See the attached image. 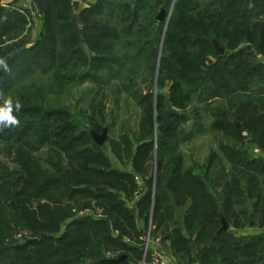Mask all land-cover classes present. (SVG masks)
<instances>
[{"label":"trees","instance_id":"1","mask_svg":"<svg viewBox=\"0 0 264 264\" xmlns=\"http://www.w3.org/2000/svg\"><path fill=\"white\" fill-rule=\"evenodd\" d=\"M33 2L43 28L31 41L21 37L23 18L0 0V60L7 65H0V106L13 105L18 120L0 126V264H99L107 251H114L110 258L127 256L116 264H151L137 217L151 219L150 240L176 264H264V235L235 242L230 231L250 222L264 228V164L229 144H221L220 154L212 150L204 165H188L179 150L207 128L234 141L247 131L264 152V0H99L77 14L70 0ZM170 8L166 26L165 19L156 24L159 10ZM142 71L169 87L166 96L178 111L164 133L156 131L155 153L153 101L134 80ZM85 75L97 92L114 80L117 93L143 107L142 135L134 137L135 152L129 146V160L143 174L155 159V172L134 207L123 198L136 191L135 174L111 167L91 129L78 128L68 110L46 107L48 96ZM191 104L197 107L186 118ZM89 126L101 130L92 116ZM44 145L51 152L42 158ZM112 150L116 155L117 145ZM199 167L202 175L194 171ZM91 202L104 217L73 211ZM221 217L226 231H219Z\"/></svg>","mask_w":264,"mask_h":264},{"label":"rangeland","instance_id":"2","mask_svg":"<svg viewBox=\"0 0 264 264\" xmlns=\"http://www.w3.org/2000/svg\"><path fill=\"white\" fill-rule=\"evenodd\" d=\"M98 1L99 0H83L79 3H72L71 1V11L74 14L80 13L84 6ZM33 4V0H1V7L4 10L14 12L17 17L20 16L23 18L24 23L20 25V28H23L21 37L27 36L31 41H34L35 37L43 28V15L38 16V9L31 11L30 7L33 6ZM32 43L34 44L35 42ZM220 45L223 46V44ZM259 58L260 61H264V58ZM144 76H147L148 79L145 83H141L140 81ZM34 77L39 84H46V77L41 76V74H37ZM134 80L137 81V89L141 94L147 92L145 89L146 85L150 84L151 86V89L148 93H150L151 99L153 101L150 117L153 123L152 141L155 153L156 138L154 136L157 137V132L155 131V129L156 126H158L162 121L160 114L165 110V99L168 93V91H165L164 88L168 86H158L156 78H154L152 74H148L144 71L138 72L135 75ZM94 82V80L86 75L80 79L79 77H77L75 83L71 84L62 94L57 96H48L46 107H56L68 110L73 120L79 123L78 128L85 127L92 130L93 128H90L89 126L90 116H92V118L101 126V130L102 128L107 129V139L99 147L104 156L108 158L110 166L119 171L133 172L134 169L131 161L129 160L131 153V151H129V146L132 147V153L135 152L137 141L134 137L137 136L140 138L142 135V132L139 129V125L141 117L143 116V107L142 105L135 103L128 94L117 93L114 87V80L110 81L109 83L100 85L101 90L99 92H97L98 86ZM184 89L187 90V87H185ZM196 107L197 105L191 104L186 109V118L193 117L192 110ZM203 122L206 125L209 123L205 116L203 118ZM186 123L188 125H191L192 119L187 120ZM180 128L184 131H187L190 127L186 126L184 123H181ZM101 130L98 133H101ZM240 135L242 136L241 140L234 141L221 132L210 133L207 128H205L204 131L196 135L194 139L181 144L179 150L183 153V156L188 165H192L194 163L204 165L206 164V158L212 150L220 154L221 144H229L231 147L238 150V155H241V152L245 151V158L257 160L258 164H264V152H261L258 147L250 141V133L245 131ZM114 145H117L118 149L116 155L112 150ZM93 148L95 149L96 147ZM50 152V147L44 145V148L41 149V151H39L37 154L41 155L42 158H45ZM154 156L155 155H153V157ZM221 159L225 167V171L226 168L230 169L231 163L228 161V159L225 157H221ZM65 160L66 159H64V162ZM219 165V158H217V160L214 161L213 168L217 169L219 168ZM194 171L202 175L203 168H195ZM154 172L155 159L153 161L151 160L150 163L146 165L143 174L133 172L135 174L137 189L134 193L128 194L126 198H123V202L126 205H128L129 207H134L137 199L142 197V194L148 190V187L145 184V178H149L152 173L154 174ZM94 186L95 185H93L92 187L94 188ZM89 208L91 210V212H89L90 215H88L89 217L93 218L94 216L98 218L101 216L102 218L105 216L104 213H102L103 215L96 216L101 212V209L95 206L93 202H91V207ZM136 219L137 220L135 222L137 224V227L139 228V230H142L144 244L147 245V247L152 251L156 250L166 256H169L170 254L166 252L167 250H165L163 245H161L160 243L154 245V242L150 240L151 219H149V222H145L142 218L139 217H137ZM243 229L244 230H237L234 227L230 228V231L235 235L233 238L235 242H237V236L241 234V231L246 234L264 232V228ZM165 244L167 245V243ZM113 252L114 251H107L105 257H114ZM183 263L187 264L185 260Z\"/></svg>","mask_w":264,"mask_h":264},{"label":"water","instance_id":"3","mask_svg":"<svg viewBox=\"0 0 264 264\" xmlns=\"http://www.w3.org/2000/svg\"><path fill=\"white\" fill-rule=\"evenodd\" d=\"M170 12H171V8L169 10H165V9L159 10L158 14L155 16L154 22L156 24H160L165 19V26H166ZM213 44H214L215 52L217 54H219V55L224 54L225 48L222 45H220L217 40H213ZM147 79H148L147 76H144L140 82L145 83L147 81ZM145 89L147 92H149L151 89L150 84L146 85ZM164 90L168 91L169 87H165ZM176 113H178V111L171 105L169 98L166 97V99H165V110L163 112H161V114H160L162 121L158 126H156L155 131H159L160 133H164L169 126L171 115L176 114ZM236 126L238 127L239 124L237 123ZM106 130H107L106 128H102L101 133H98L93 129L89 130V133L92 137V140L94 141V143L96 145L101 146L106 141V139H107ZM154 137H156V136H154ZM176 211L179 212V209H176ZM220 222H221V226L219 228V231H226L228 229V224L223 217H221ZM35 241H36V239L34 238V239L26 240L24 243L25 244H32ZM126 258H127V256L125 254H122L116 258L101 259L99 261V264H116V263H119L121 261L126 260Z\"/></svg>","mask_w":264,"mask_h":264},{"label":"clouds","instance_id":"4","mask_svg":"<svg viewBox=\"0 0 264 264\" xmlns=\"http://www.w3.org/2000/svg\"><path fill=\"white\" fill-rule=\"evenodd\" d=\"M0 65H3L5 68L7 65L5 64L4 61L0 60ZM21 105L19 103L15 104V109L18 112L20 109ZM12 108L13 105H3L0 106V126H11V125H16L18 123V120L14 115H12Z\"/></svg>","mask_w":264,"mask_h":264},{"label":"built area","instance_id":"5","mask_svg":"<svg viewBox=\"0 0 264 264\" xmlns=\"http://www.w3.org/2000/svg\"><path fill=\"white\" fill-rule=\"evenodd\" d=\"M72 1V3H79V2H82L83 0H70ZM76 215L78 217H83V216H88L90 215L89 212H91V210L89 208H84V209H80L79 211H76L75 209L73 210ZM101 212L96 215V216H100ZM117 235V232H115L114 236ZM126 241H128V239H126ZM147 249V245H145V250ZM169 261V258L168 256L154 250L152 255H151V264H167Z\"/></svg>","mask_w":264,"mask_h":264},{"label":"crops","instance_id":"6","mask_svg":"<svg viewBox=\"0 0 264 264\" xmlns=\"http://www.w3.org/2000/svg\"><path fill=\"white\" fill-rule=\"evenodd\" d=\"M253 226V222H250V225H249V227L248 228H256L257 229V227H252ZM228 228H229V225H228ZM228 230V229H227ZM258 235H264V232H255V233H248V234H246V233H243L242 231H241V234H239V236H248L249 238H251V237H254V236H258ZM239 236H237L238 237V239H239ZM168 258H169V261H168V263L167 264H176L175 262H174V260H173V258H171V256L169 255L168 256Z\"/></svg>","mask_w":264,"mask_h":264}]
</instances>
